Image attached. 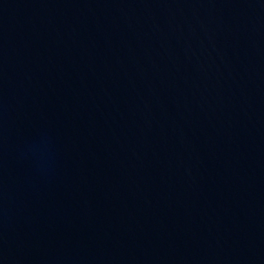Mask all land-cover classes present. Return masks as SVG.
I'll return each instance as SVG.
<instances>
[{"label":"water","instance_id":"1","mask_svg":"<svg viewBox=\"0 0 264 264\" xmlns=\"http://www.w3.org/2000/svg\"><path fill=\"white\" fill-rule=\"evenodd\" d=\"M0 264H264V0H0Z\"/></svg>","mask_w":264,"mask_h":264}]
</instances>
